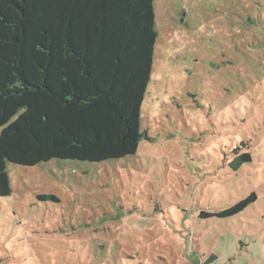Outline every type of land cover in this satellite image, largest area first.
Segmentation results:
<instances>
[{"label": "rangeland", "instance_id": "1", "mask_svg": "<svg viewBox=\"0 0 264 264\" xmlns=\"http://www.w3.org/2000/svg\"><path fill=\"white\" fill-rule=\"evenodd\" d=\"M154 9L147 140L119 161L7 165L0 264H205L212 255L209 264H259L264 0H155ZM242 153L252 162L235 172L229 163ZM251 194L234 218H199Z\"/></svg>", "mask_w": 264, "mask_h": 264}, {"label": "trees", "instance_id": "2", "mask_svg": "<svg viewBox=\"0 0 264 264\" xmlns=\"http://www.w3.org/2000/svg\"><path fill=\"white\" fill-rule=\"evenodd\" d=\"M154 1L0 0V199L12 193L7 165L98 164L137 153L147 140L141 107L157 40ZM251 162L242 153L229 167ZM256 199L199 218L231 219Z\"/></svg>", "mask_w": 264, "mask_h": 264}, {"label": "crops", "instance_id": "3", "mask_svg": "<svg viewBox=\"0 0 264 264\" xmlns=\"http://www.w3.org/2000/svg\"><path fill=\"white\" fill-rule=\"evenodd\" d=\"M255 252H253V256L255 257V259L257 260H260L259 261V264H264V259H261V256L264 257V255H262L260 249H255L254 250ZM243 264H247L246 262H244Z\"/></svg>", "mask_w": 264, "mask_h": 264}]
</instances>
